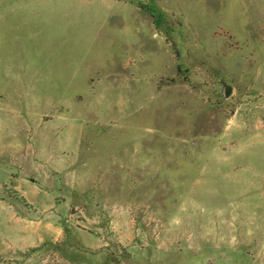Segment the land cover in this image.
I'll return each instance as SVG.
<instances>
[{
	"label": "rangeland",
	"instance_id": "374dc122",
	"mask_svg": "<svg viewBox=\"0 0 264 264\" xmlns=\"http://www.w3.org/2000/svg\"><path fill=\"white\" fill-rule=\"evenodd\" d=\"M0 264H264V0H0Z\"/></svg>",
	"mask_w": 264,
	"mask_h": 264
}]
</instances>
